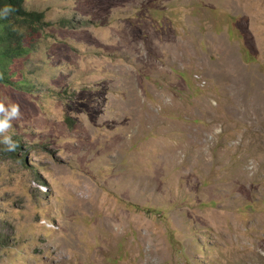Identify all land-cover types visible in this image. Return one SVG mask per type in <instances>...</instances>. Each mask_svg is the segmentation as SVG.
Instances as JSON below:
<instances>
[{
    "label": "rangeland",
    "instance_id": "1",
    "mask_svg": "<svg viewBox=\"0 0 264 264\" xmlns=\"http://www.w3.org/2000/svg\"><path fill=\"white\" fill-rule=\"evenodd\" d=\"M25 8L0 264H264V0Z\"/></svg>",
    "mask_w": 264,
    "mask_h": 264
},
{
    "label": "trees",
    "instance_id": "2",
    "mask_svg": "<svg viewBox=\"0 0 264 264\" xmlns=\"http://www.w3.org/2000/svg\"><path fill=\"white\" fill-rule=\"evenodd\" d=\"M43 20V13L30 12L25 8V0H0V83H7L4 64L8 57L12 55L19 57L28 52L22 46V40L25 35L38 32L37 25H41ZM61 23L63 27L69 24L66 21ZM12 141L15 147L11 150L3 143V140L0 141V154L4 158H17L22 150V144L18 138H13Z\"/></svg>",
    "mask_w": 264,
    "mask_h": 264
},
{
    "label": "clouds",
    "instance_id": "3",
    "mask_svg": "<svg viewBox=\"0 0 264 264\" xmlns=\"http://www.w3.org/2000/svg\"><path fill=\"white\" fill-rule=\"evenodd\" d=\"M10 108H11V112L7 113L8 116L18 118L20 115L19 106L13 104L10 106ZM5 112H7V109L5 108L4 104L0 103V113H5ZM10 126H11L10 119H6V118L0 119V133L5 132L8 128H10ZM3 143L8 147L9 150L14 149L15 147V144L10 136H5Z\"/></svg>",
    "mask_w": 264,
    "mask_h": 264
}]
</instances>
